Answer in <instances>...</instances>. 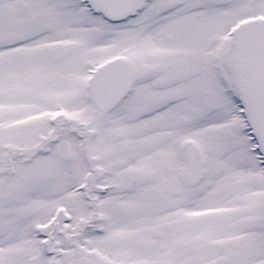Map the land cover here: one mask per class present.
<instances>
[{
    "label": "snow or ice",
    "instance_id": "6c2138e0",
    "mask_svg": "<svg viewBox=\"0 0 264 264\" xmlns=\"http://www.w3.org/2000/svg\"><path fill=\"white\" fill-rule=\"evenodd\" d=\"M0 264H264V0H0Z\"/></svg>",
    "mask_w": 264,
    "mask_h": 264
}]
</instances>
